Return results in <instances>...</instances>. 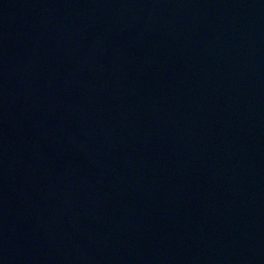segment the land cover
Wrapping results in <instances>:
<instances>
[{
    "label": "water",
    "instance_id": "1",
    "mask_svg": "<svg viewBox=\"0 0 264 264\" xmlns=\"http://www.w3.org/2000/svg\"><path fill=\"white\" fill-rule=\"evenodd\" d=\"M0 264H264V0H0Z\"/></svg>",
    "mask_w": 264,
    "mask_h": 264
}]
</instances>
